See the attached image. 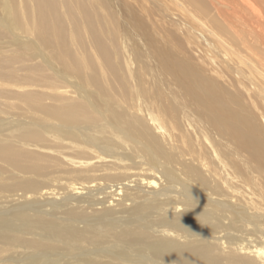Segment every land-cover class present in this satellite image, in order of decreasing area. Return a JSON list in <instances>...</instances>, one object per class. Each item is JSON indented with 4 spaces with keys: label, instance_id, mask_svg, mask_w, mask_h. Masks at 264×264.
Listing matches in <instances>:
<instances>
[{
    "label": "bare ground",
    "instance_id": "obj_1",
    "mask_svg": "<svg viewBox=\"0 0 264 264\" xmlns=\"http://www.w3.org/2000/svg\"><path fill=\"white\" fill-rule=\"evenodd\" d=\"M21 1L27 5L20 7V13L34 30L35 49L44 54L64 49L66 41L58 18H48V14L55 15L60 0H29L31 8L28 0H0L3 11L0 34L9 31L21 39L26 36L16 23L19 8L12 6H23ZM85 1L100 6L109 37L102 55H96L95 64L86 68V80L93 86L101 73L105 81L109 74L108 82L112 83L117 74L140 92L147 90V97L139 99L134 107L138 113V129L128 120V115H134V111L123 115L121 107L114 106L113 99L104 102L106 85L98 86L95 92H85L82 84H86L85 64L75 55L70 57L71 69L68 70L74 71L73 74L53 71L61 77L60 82L67 81L73 88L71 92L60 91L63 88L57 85L53 88L55 94L50 91L55 101L65 105L39 107L41 115L26 125L11 126L9 122L0 121V143L7 144L0 147V155L7 156L6 147L22 139L23 146L32 153L35 151L33 142L46 143L52 149L46 158L61 160V166L70 167V173H78L76 176L98 172V168L121 166L133 170L136 165L129 159L133 151L145 159L143 164L149 169L130 177L125 174L121 177L123 173H118L119 181L107 185L90 179L69 182L63 195L41 192L38 196L41 186L30 185V192L34 193L32 201L26 203L29 207L22 203L13 210H17L15 217L31 223L32 234L37 231V237L24 240L14 236L11 240L41 252L43 264H79L74 252L80 231L63 220L73 215L71 210L90 209L95 211L91 216L101 217L103 213L133 209L132 204L138 203L143 204L138 209V219L145 223V228L137 229L134 238L138 241L146 235L153 240L152 251L142 257L145 264H264L262 113L259 118L263 121L258 123V109H264V82L261 83L264 78V0ZM65 3L64 11L71 18L76 17L77 6L72 8ZM136 15L140 19L144 15L152 16L155 20L154 25L148 26V33L139 24L129 25ZM191 18L199 23L198 33L191 30ZM90 27L83 28L88 31ZM121 32L119 50L124 69L117 71L109 63L118 55ZM42 57L37 60L41 67L44 65ZM150 70L154 73L150 74ZM225 80L230 82L229 88L235 86L242 90L230 95L228 88L223 87L228 86ZM10 81L19 84L13 79ZM218 91L228 99L219 97ZM38 92L28 94L31 99L38 98L43 91ZM231 97L240 99H229ZM88 98L93 100L88 101ZM245 98L249 100H243ZM168 105L172 107L167 109ZM79 111L88 113V118L85 120L78 115ZM197 111L203 113L201 119L195 118ZM52 122L59 133L51 129ZM177 134L181 135L184 146L180 157L174 153ZM145 140L148 143L145 144ZM187 149L193 151L185 155ZM150 154L151 158H146ZM51 160L59 166L57 160ZM137 164L142 165V162ZM156 167H162L163 171ZM39 177L36 181L42 184ZM174 178L178 180L174 182ZM12 187L13 184H0L1 190ZM37 198L38 204L31 205ZM107 200H113L112 204L105 205ZM43 203L51 204L52 210L36 212L34 209ZM62 206L66 209L60 215ZM154 209L159 214L148 223L147 218L150 219ZM2 221L0 218V223ZM220 228H224L226 234L221 235ZM241 232L245 234L241 236ZM53 243L62 245L65 251L62 258L51 257ZM17 263L24 261L14 262ZM31 264H37V260Z\"/></svg>",
    "mask_w": 264,
    "mask_h": 264
},
{
    "label": "rangeland",
    "instance_id": "obj_2",
    "mask_svg": "<svg viewBox=\"0 0 264 264\" xmlns=\"http://www.w3.org/2000/svg\"><path fill=\"white\" fill-rule=\"evenodd\" d=\"M65 2L71 4L72 8H76L77 6L75 10L77 13L76 17L71 18L69 14L64 11V7L67 5ZM119 2H121V0H119ZM21 3H24V5L20 6L12 4V6H17L19 8L17 9L19 11V15L18 21L16 23L20 24L19 30H23V34H25L26 36L21 39L20 37H18V35L14 36L9 31H4V33L0 34V121L4 123L9 122V125L11 124V126H17L19 124L26 125L30 121L36 120L38 115H41L39 107H60L61 104L65 105L64 102L55 101L52 97L53 95L51 92L55 94L54 91L56 90H53V88H55V86L57 85L62 86L63 89H59L60 91H73L71 84L67 83V81L60 82L61 77H57L58 75H56L55 73L67 72L73 74L74 71L68 72V70L71 69L70 57H74L75 55H78L80 58H82L85 64L83 76L86 84L82 82L85 92H95L98 86L104 87L106 85L107 92L104 98V102H111V100L113 99L114 103H112L115 107H121V109L123 110V115H125V113L132 114V111H134V107L138 104V100L142 97H147L149 93L147 90L145 92H140L138 89H135L132 83L130 84V81H124L123 78L117 74L114 76L115 82L112 81V83L111 81L108 82L111 78L109 74L108 81H105V79L101 77V73L98 80L93 84V86L87 82L86 68L90 65L95 64L96 55H102L101 53L103 47L107 46L106 40L107 43L109 40L107 32L104 28L106 24L103 19V14H101L102 12L100 6L97 3H93V1L86 2L85 0H60L55 15L53 16L48 14V18H50L51 20L58 18L59 25L64 31L63 38H65L66 47H64V49L62 50L54 49L53 54H49L47 52L46 54H44L42 50L38 51L37 49H35L34 30L27 24L25 16L20 13V7H27V5L25 1H21ZM27 3H29L28 7L31 8L30 5H32V3H30L29 0L27 1ZM33 6H35V4H33ZM0 13H3L1 8ZM78 20L80 21L79 24ZM189 22L192 24L191 30L198 33L196 29H199V23L193 22L192 18ZM163 23L165 24V21H163ZM138 24L144 32L148 33L150 31V28L148 26L154 25L155 20L152 16L148 17L147 15H144V18L140 19L139 16L136 15L132 20L129 21V25L132 27L134 25L138 26ZM88 26L91 27L88 31H85L83 27ZM121 42L122 32L120 34L118 42V55L112 57L109 63V66L117 71L124 69L123 58H121V52L119 50ZM185 42L189 45L187 41ZM197 48L200 50V47L197 46ZM150 52H152V50H148V53ZM68 53H70L69 56ZM39 55L43 56L41 60L44 59V65L42 66L45 69L41 67L40 63L38 62L40 60ZM94 69L97 72L99 71V68ZM219 69L222 70V68L220 67ZM54 70H56L57 72L54 73ZM152 73H154V71L150 70V74ZM53 76L55 77L52 78ZM10 79L19 82V84L17 85L16 83L11 82ZM221 80L224 81V79ZM225 81L227 82L228 86L223 87L226 89L228 88V92L230 95L237 94L236 92L242 90L240 87L236 88L235 86H231V88H229L230 82L227 80ZM263 82L264 78L262 77L261 83ZM38 90L43 91V94L38 95V98H36V96L31 99L28 92L37 91V93H39ZM218 95L219 97L222 96L223 98L228 99L220 91H218ZM229 99L239 100L240 98L231 97ZM87 100H93V98H88ZM243 100H249V98H245ZM118 101L120 104H117ZM171 107V105H168L167 109H170ZM261 113L264 115V109H258V123L264 120H261L259 118ZM78 115H81L85 120L88 118V113H82L81 111H79ZM202 115V112L197 111L195 113V118L201 119ZM137 119L138 113L136 112L134 113V115H128V120L131 122L134 129H138ZM50 127L52 130L54 129L53 131L55 133H59L60 130L54 122L50 124ZM177 135L178 136L175 137L174 153L177 157H180L181 148L184 149V146L182 143L181 135ZM24 143L25 142L22 141V139L16 140L14 146L10 145L11 147H6L9 149V153L7 154V156L0 155V184H13V187L10 189H0V218L3 219V221L0 223V264H14L15 261L20 259H23V264H31L33 260H37V264L44 263V256L40 255L41 252L32 250L33 246H28L23 243L11 240V238L14 236L22 237V239L24 240H29L37 237V231L36 234H32L33 229L30 227L31 223L25 221L23 218L15 217L14 215L17 210H13L14 206H20L22 203L23 205L25 204V207H29V205L26 206V203L32 201V193H34L30 192V185L36 184L41 186V191L37 193L38 196L41 192H54L63 195L67 192V185L69 182L81 183V181L90 179L107 185V183L113 184L119 181L116 176V174L118 173H123L120 174L121 177L124 174L130 177L135 172L137 173L141 170L139 172L141 173L144 170L149 169L147 165L143 164L145 159L141 158L137 154L135 155L133 151V154L129 153V159L131 160L130 162H134L131 164L136 165L133 170L131 169L129 171L121 166H117L114 169L98 168L96 169L98 170V172L95 170L96 172L93 173H85L86 175L83 173L82 176H76L78 173H70V167L61 166V160L59 161L55 157L51 158L55 161L57 160V163H59V166L57 167L55 162H52L51 159L46 158L47 154L52 153V149L48 147L46 143L39 141L33 142L32 146L34 147L35 154L28 151L27 148L23 146ZM144 143L146 144L148 143V141L145 140ZM109 144H111V142H109ZM5 145L7 144L0 143V147H5ZM115 147L119 146L115 145ZM192 151L193 150L190 151L189 149H187L184 154L186 155ZM149 157L151 158V154L146 156V158ZM189 157L186 156L187 159H191V156ZM195 157L197 159V156ZM136 162H142V165H138ZM30 164L33 165V167H26ZM155 169L163 171L162 167H156ZM103 170L109 171V173L103 172ZM92 174L95 177H93ZM37 176H40L39 180L40 182L43 181L42 184H39L36 181ZM30 180H32V182L27 185L26 183ZM172 180L175 182L178 179L174 178ZM37 200L38 198L33 201L31 205L38 204ZM110 201L113 202V200ZM111 202L107 200L105 205H110L112 204ZM50 205L51 204L49 203H43L40 207L34 210L40 213L50 212L52 210V207ZM132 205L135 208L127 211H122L120 213H118V211H114L115 213H103L101 217L91 216L95 211H91L90 209L85 210L82 208H75L71 210L73 215L71 216L70 214L71 217H69L67 220H63L68 225L76 226L80 231V237L78 241L76 240L77 248L74 252V255L77 257L79 264H95L94 261H98L100 264H145L142 257L148 255L149 252L152 251L153 240H151L146 235L138 238V241L137 238H134L137 229L144 230L145 223H140V220L138 219L140 216V214L138 213V209H141L143 207V204L138 205L137 203ZM65 209L66 208L64 206L60 208V215H62V212ZM134 209L137 210L134 211ZM157 214H159V211L157 209L152 210L150 219L147 218L148 223H150V220H152L153 217L157 216ZM162 228L161 230L163 231ZM219 231H221V235L226 234V230L224 228H220ZM223 231H225V233ZM244 234V232L240 233L241 236ZM242 238L244 239L245 237ZM248 239L249 238H245L244 240ZM52 246L53 248L50 250V255H52L51 257H53L54 259L62 258V253H65L62 245L53 243ZM68 257H70L69 254Z\"/></svg>",
    "mask_w": 264,
    "mask_h": 264
}]
</instances>
